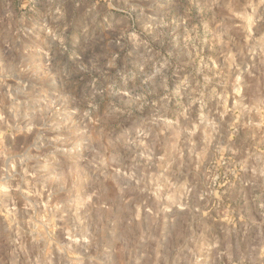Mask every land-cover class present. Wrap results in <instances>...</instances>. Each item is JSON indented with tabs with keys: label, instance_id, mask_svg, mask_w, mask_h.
I'll use <instances>...</instances> for the list:
<instances>
[{
	"label": "rangeland",
	"instance_id": "1",
	"mask_svg": "<svg viewBox=\"0 0 264 264\" xmlns=\"http://www.w3.org/2000/svg\"><path fill=\"white\" fill-rule=\"evenodd\" d=\"M0 264H264V0H0Z\"/></svg>",
	"mask_w": 264,
	"mask_h": 264
}]
</instances>
